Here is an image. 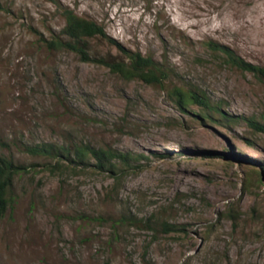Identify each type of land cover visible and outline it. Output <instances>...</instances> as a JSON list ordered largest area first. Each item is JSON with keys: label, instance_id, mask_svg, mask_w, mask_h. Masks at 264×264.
I'll return each mask as SVG.
<instances>
[{"label": "rangeland", "instance_id": "obj_1", "mask_svg": "<svg viewBox=\"0 0 264 264\" xmlns=\"http://www.w3.org/2000/svg\"><path fill=\"white\" fill-rule=\"evenodd\" d=\"M58 1L0 0V157L21 168L0 264H264V133L251 125H264V78L205 48L264 68V0ZM66 9L123 49L90 39L87 61L50 48ZM124 50L169 77L124 79L106 64ZM174 87L220 112L181 109ZM76 146L145 158L117 182L38 152Z\"/></svg>", "mask_w": 264, "mask_h": 264}, {"label": "trees", "instance_id": "obj_2", "mask_svg": "<svg viewBox=\"0 0 264 264\" xmlns=\"http://www.w3.org/2000/svg\"><path fill=\"white\" fill-rule=\"evenodd\" d=\"M60 4L58 0H49ZM65 27L62 37L53 39L49 43L50 48L57 50H69L80 55L84 60H90L87 42L90 39L103 38L109 40L118 48L123 49L116 41L111 40L105 28L98 22L83 17L70 9L64 11ZM205 48L213 55L223 59L228 65L233 66L243 72L251 73L256 77L264 78V68L246 62L239 57L230 47L224 46L216 41L208 40ZM127 61L117 63H106L111 70L126 80L140 79L148 84L163 85L169 74L164 67L159 66L152 57L143 56L141 53H132L124 50ZM171 96L177 105L184 109L190 104L202 107L211 112H220L221 104L214 105L206 96L192 89L174 87L170 89ZM232 119V118H231ZM236 120L238 118H235ZM251 125L258 131L264 133V125L251 121ZM55 151V154L53 153ZM38 152L46 153L56 159V169L63 166V158H74L73 162L80 166L92 167L95 172L105 171L116 176V181H121L123 173L133 167L134 162H139L138 158H145L143 155L135 156L130 153H121L110 148H92L90 146H76L74 149L67 147L42 148ZM71 159V158H70ZM94 165H91V162ZM20 167H16L12 162L0 157V222L5 218L12 204L11 192L15 178L20 174ZM261 176L264 173L258 172ZM168 230H177L174 226H169Z\"/></svg>", "mask_w": 264, "mask_h": 264}]
</instances>
